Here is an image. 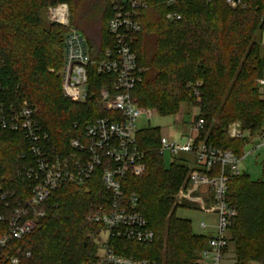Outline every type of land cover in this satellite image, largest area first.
Returning <instances> with one entry per match:
<instances>
[{
  "label": "trees",
  "instance_id": "1",
  "mask_svg": "<svg viewBox=\"0 0 264 264\" xmlns=\"http://www.w3.org/2000/svg\"><path fill=\"white\" fill-rule=\"evenodd\" d=\"M118 1L0 0V102L12 111L24 104L35 110V120L47 135L43 145L50 158L69 154L72 139L82 137L95 119L111 114L101 107L98 91L105 80L96 74L90 75L86 101L62 97L58 73L67 28L45 22L44 11L66 4L70 27L75 29L91 15L98 26L95 49L101 51L112 44L106 27ZM140 1L147 8L139 12L141 31L131 50L142 72L132 98L159 116L175 115L182 104L196 107V118L204 121L198 140L240 155L249 137L264 129V101L256 85L264 69L256 41L257 33L264 32V0H246L244 9H231L224 0ZM168 14L180 20L167 19ZM234 123L243 130L241 141L228 137L227 127ZM137 142L145 154V170L140 175L128 173L122 191L125 199L137 197L136 212L146 220L154 240L141 244L112 239L108 245L126 258L198 264L207 237L194 234L190 221L176 217L179 207L171 209L186 167L165 163L158 128L139 131ZM32 159L21 130H0V183L9 204L6 207L0 198V238L15 204L28 197L29 183L17 174ZM108 198L99 173L82 186L58 187L36 229L21 241L9 242L1 251L0 264H12L13 257L17 264H98L96 240L104 228L92 217L98 207L107 208ZM227 202L236 216L225 254L230 246L233 264H263L264 175L256 181L244 173L231 177Z\"/></svg>",
  "mask_w": 264,
  "mask_h": 264
},
{
  "label": "built area",
  "instance_id": "2",
  "mask_svg": "<svg viewBox=\"0 0 264 264\" xmlns=\"http://www.w3.org/2000/svg\"><path fill=\"white\" fill-rule=\"evenodd\" d=\"M224 3L231 9L246 7V0H224ZM146 8L147 5L140 0H119L115 3L106 27L112 44L101 51L92 50L87 46L85 37L70 27V13L66 4L47 8V21L67 28L63 41V64L58 73L63 96L74 102L86 101L90 75L96 74L105 80L98 94L102 109L111 116L97 118L88 124L82 137L70 141L69 154L50 158L43 145L47 135L35 120V110L24 104L18 111H12L0 102V130H21L33 157V162L17 174L29 183V194L13 208L7 231L0 238V254L9 242L21 241L36 229L37 222L45 217L46 202L58 187L65 184L82 186L99 173L100 182L108 191L109 198L107 208L98 207L92 217V221L103 225L101 235H105L99 244L102 254L99 255L98 264H160L152 260L118 256L108 245L112 239L141 244H151L154 240V233L148 229L146 220L136 212L137 197L131 195L125 199L122 191V183L128 173L140 175L145 170V154L138 146L136 124L140 117L149 115V112L132 98L142 70L137 65L131 46L141 31L139 12ZM166 18L180 20L176 14H168ZM256 85L264 100V69ZM190 127L199 135L204 129V121L194 116ZM229 133L233 139L243 138V130L238 123L229 125ZM257 139L260 145L245 153V148L253 145ZM257 148H264V129L247 140L240 155L218 149L197 138L184 145L161 141L160 155L168 153L178 157L187 153L195 158L193 164H186L189 177L187 188L179 192V203L187 202L191 208H198L213 219L210 224L204 221L199 224L207 243L199 253L198 264L223 263L230 239L231 221L236 216L235 210L227 202L229 180L243 174L240 162ZM203 187L206 190L202 193L200 190ZM0 198L7 207V192L3 191L1 183ZM0 220L3 221V217ZM17 261L16 257L11 258L12 264H17Z\"/></svg>",
  "mask_w": 264,
  "mask_h": 264
},
{
  "label": "rangeland",
  "instance_id": "3",
  "mask_svg": "<svg viewBox=\"0 0 264 264\" xmlns=\"http://www.w3.org/2000/svg\"><path fill=\"white\" fill-rule=\"evenodd\" d=\"M46 15H47V9L44 11L43 18L46 22ZM78 31L85 37L87 46H91V48H97L99 45V38H98V26L93 22V17L90 15L88 18L81 23L77 24ZM260 32L257 33V35ZM257 38V36H256ZM260 90V89H259ZM62 93V91H61ZM62 97L65 100H68L70 102H74L70 99H66L63 94ZM261 100L264 101L261 97ZM196 107L189 105V104H182L180 105L179 111L175 115H168V116H159L156 113H152L149 115H143L140 117L136 124V128L139 131L146 130L149 128H158L161 136H171V141H175L177 143H185L186 138L181 135L180 132H178V123L181 120V118H185L186 116H189L190 119H192L194 116H191L192 112L195 110ZM148 119L150 120V125H147ZM227 134L229 139L234 141H241L236 140L230 137L229 133V126L227 127ZM257 136V135H256ZM254 137V136H252ZM251 137H249L250 139ZM247 142V141H246ZM245 142V143H246ZM244 143V144H245ZM243 144V145H244ZM260 145V140H255L253 145H248L245 148V153L250 152L253 147H257ZM230 151V150H227ZM164 159V158H163ZM174 164V163H173ZM187 170L184 180L176 193L173 195V202H172V208L179 207L176 210V217L183 220H188L192 224V231L194 234L200 233V230L198 228L200 222L204 221L208 224L212 222V218L207 217L206 215L198 212L197 210L193 208H184L188 207L189 205L187 202H183L184 207H180L182 204L179 203L181 197L179 195V192L181 190H184L187 188L186 182L189 177V171L188 168H185ZM240 169L241 171L248 176L252 181H256L263 177L264 175V148H257V150L254 153L248 154L241 162H240ZM197 205H202L201 203H197ZM204 206V205H203ZM208 206V205H207ZM206 207V206H204ZM90 218V216L88 217ZM105 238V235H101L100 239L96 240V243L99 246L98 256L102 254V247H100V242L103 241ZM231 247L229 246V249L227 250V254H225V258L222 264H233V255L231 254Z\"/></svg>",
  "mask_w": 264,
  "mask_h": 264
},
{
  "label": "crops",
  "instance_id": "4",
  "mask_svg": "<svg viewBox=\"0 0 264 264\" xmlns=\"http://www.w3.org/2000/svg\"><path fill=\"white\" fill-rule=\"evenodd\" d=\"M256 41L259 44V53H260V56H261V58L264 61V32L259 33L257 35ZM198 112H199L198 109L195 108V110L192 112L191 116H197L198 115ZM190 118H189V116H186L185 118H181V120L178 123V132H180L181 135L187 139L185 143H177L175 141H171V139H170L171 136L170 135L169 136H166V137L160 135V140L161 141L162 140H166V141H169V142H174V143H177L179 145H184L187 142H193V140H195L196 138L198 140L199 139V135L196 134V133H194L191 130V127H190V121H191V119ZM163 158H164V161H165V163L167 165L174 163V164H177V165H181V166H185L186 167V164L189 165V164H193L195 162L194 156L191 155V154H187V153L180 154L178 157H173L170 154L165 153V155H163ZM197 211L200 212V213H202L198 208H197ZM198 228H199V226H198ZM199 230H200V228H199ZM197 234L198 235H202V236H206L205 233H203L201 230H200V233H197Z\"/></svg>",
  "mask_w": 264,
  "mask_h": 264
},
{
  "label": "water",
  "instance_id": "5",
  "mask_svg": "<svg viewBox=\"0 0 264 264\" xmlns=\"http://www.w3.org/2000/svg\"><path fill=\"white\" fill-rule=\"evenodd\" d=\"M151 115V113H149V116ZM147 125L149 126L150 125V120L148 119V121H147ZM205 190H206V188L205 187H203V188H201V192L203 193V192H205Z\"/></svg>",
  "mask_w": 264,
  "mask_h": 264
}]
</instances>
